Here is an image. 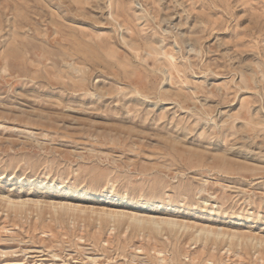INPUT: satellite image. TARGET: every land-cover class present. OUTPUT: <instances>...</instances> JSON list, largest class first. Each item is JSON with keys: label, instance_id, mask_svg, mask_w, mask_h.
I'll return each mask as SVG.
<instances>
[{"label": "rangeland", "instance_id": "374dc122", "mask_svg": "<svg viewBox=\"0 0 264 264\" xmlns=\"http://www.w3.org/2000/svg\"><path fill=\"white\" fill-rule=\"evenodd\" d=\"M0 264H264V0H0Z\"/></svg>", "mask_w": 264, "mask_h": 264}, {"label": "bare ground", "instance_id": "6f19581e", "mask_svg": "<svg viewBox=\"0 0 264 264\" xmlns=\"http://www.w3.org/2000/svg\"><path fill=\"white\" fill-rule=\"evenodd\" d=\"M143 221V220H142ZM169 221H171V220H169ZM143 223V222H142ZM153 223V222H152ZM172 225V224H171ZM173 226V225H172ZM176 226V225H175ZM154 227V226H153ZM199 235V234H198ZM201 235V234H200ZM218 235H220V234H218ZM218 235H216V236H218ZM232 239V238H231ZM257 243V242H256ZM260 244V243H259Z\"/></svg>", "mask_w": 264, "mask_h": 264}]
</instances>
